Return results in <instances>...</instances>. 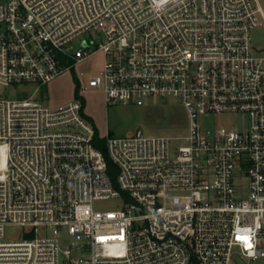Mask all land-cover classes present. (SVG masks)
Listing matches in <instances>:
<instances>
[{
  "label": "built area",
  "instance_id": "obj_1",
  "mask_svg": "<svg viewBox=\"0 0 264 264\" xmlns=\"http://www.w3.org/2000/svg\"><path fill=\"white\" fill-rule=\"evenodd\" d=\"M262 17L256 0H0V264L264 259ZM95 55L78 89L177 104L184 133L100 135L80 98L43 102Z\"/></svg>",
  "mask_w": 264,
  "mask_h": 264
},
{
  "label": "rangeland",
  "instance_id": "obj_2",
  "mask_svg": "<svg viewBox=\"0 0 264 264\" xmlns=\"http://www.w3.org/2000/svg\"><path fill=\"white\" fill-rule=\"evenodd\" d=\"M264 14V0H256ZM255 48L264 50V17L251 31ZM102 57L95 55L74 70L55 78L41 92L43 102L49 106H59L74 100L73 76L79 77L86 85L87 80L97 74L101 68ZM86 117L93 123L100 135L129 136L137 130L148 135L183 134L185 131L184 111L177 104L154 103L145 107L132 105L106 104L102 91L98 88L78 89ZM222 123V118H216ZM97 209H112L115 202L103 200L94 203ZM65 244V242H63ZM252 264H264L257 259Z\"/></svg>",
  "mask_w": 264,
  "mask_h": 264
},
{
  "label": "trees",
  "instance_id": "obj_3",
  "mask_svg": "<svg viewBox=\"0 0 264 264\" xmlns=\"http://www.w3.org/2000/svg\"><path fill=\"white\" fill-rule=\"evenodd\" d=\"M73 81H74V90H73V95H74V99L75 98H79L78 96V84H77V81H76V78L73 76ZM98 148L103 150L102 146L100 144H97ZM110 167H112L111 164H109Z\"/></svg>",
  "mask_w": 264,
  "mask_h": 264
},
{
  "label": "snow or ice",
  "instance_id": "obj_4",
  "mask_svg": "<svg viewBox=\"0 0 264 264\" xmlns=\"http://www.w3.org/2000/svg\"><path fill=\"white\" fill-rule=\"evenodd\" d=\"M238 239H240V237H238Z\"/></svg>",
  "mask_w": 264,
  "mask_h": 264
}]
</instances>
